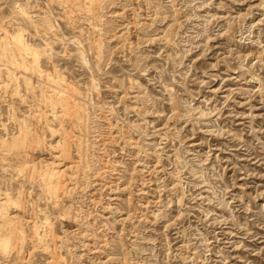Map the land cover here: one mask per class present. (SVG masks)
I'll use <instances>...</instances> for the list:
<instances>
[{"label": "rangeland", "instance_id": "374dc122", "mask_svg": "<svg viewBox=\"0 0 264 264\" xmlns=\"http://www.w3.org/2000/svg\"><path fill=\"white\" fill-rule=\"evenodd\" d=\"M4 193L0 264H264V0H0Z\"/></svg>", "mask_w": 264, "mask_h": 264}, {"label": "bare ground", "instance_id": "6f19581e", "mask_svg": "<svg viewBox=\"0 0 264 264\" xmlns=\"http://www.w3.org/2000/svg\"><path fill=\"white\" fill-rule=\"evenodd\" d=\"M65 1V0H64ZM67 2V1H66ZM101 4V3H100ZM20 6V5H19ZM21 8V7H20ZM24 8V7H23ZM22 10V9H21ZM54 19V18H53ZM58 27V26H57ZM5 29V28H4ZM21 32L22 31H17V32H15V34H11L10 36H11V38H12V40L11 41H13V44H14V46H12V47H17L16 49L18 50V48L19 49H22V51L23 50H30V51H32L33 52V54L34 55H36V53H37V51H36V47L34 48V47H32V46H30V44H28V42H26L24 39H23V37H22V35H21ZM7 39V38H6ZM101 41V40H100ZM76 42H77V44H79V48H81V50H80V52L82 53L84 50L86 51V49H84L83 48V45H81L80 43H81V40L79 41V39H77L76 40ZM11 43V42H10ZM11 45H12V43H11ZM32 45V44H31ZM89 45V44H88ZM9 47V46H8ZM11 47V46H10ZM67 47V46H66ZM78 47V46H77ZM99 47H100V45H99ZM38 48V47H37ZM11 49V48H10ZM39 49V48H38ZM98 49V48H97ZM13 50V49H12ZM12 50L10 51V53H12ZM21 51V50H20ZM28 53V52H27ZM38 53H40V51L38 52ZM29 54H32V53H29ZM68 54V53H67ZM4 55V54H3ZM82 55V54H81ZM83 56H85L84 54H83ZM33 58V57H32ZM36 58V57H35ZM86 58V57H85ZM89 59V58H88ZM34 60V59H33ZM85 60V59H84ZM85 61H87V60H85ZM37 62V61H36ZM90 63V62H89ZM6 65V64H5ZM17 70V69H16ZM96 72V71H95ZM28 80V79H27ZM57 80V79H56ZM67 87V86H66ZM51 88V87H50ZM62 91V90H61ZM66 98H64V95H63V97H60V99H58V100H60V102H61V104L62 105H64L65 103H66V100H65ZM57 103V102H56ZM68 104V103H67ZM78 104V103H77ZM50 105V104H49ZM61 105V106H62ZM66 105V104H65ZM53 106V105H52ZM84 106V105H83ZM71 111V110H70ZM65 113V112H64ZM76 116V115H75ZM71 117V116H70ZM79 117V116H78ZM14 137V136H13ZM3 138V137H2ZM24 138H25V136H24ZM12 141V140H11ZM24 141V140H23ZM10 143H12V142H10ZM8 147V146H7ZM62 151V150H61ZM63 152V151H62ZM45 172V171H44ZM54 175V174H56V171L54 172V171H51L50 173H48V175ZM46 175V174H45ZM0 212H1V209H3L4 208V205H6L7 204V202L10 200V197H8L7 196V194L6 193H4L3 195H0ZM8 219V218H7ZM12 229V228H11ZM10 232H11V230H9ZM12 231H14V230H12ZM9 236H10V234H9ZM7 238V237H6ZM4 239V238H3ZM9 239V238H8ZM7 239V240H8ZM7 240H3L2 241V239H1V241L2 242H4V241H7ZM9 240H11V239H9ZM1 244H3V243H1ZM5 244V243H4ZM8 245V244H7ZM2 247H3V245H2Z\"/></svg>", "mask_w": 264, "mask_h": 264}]
</instances>
